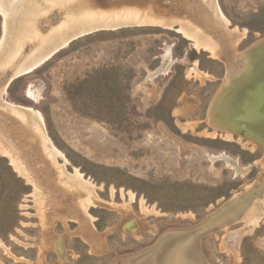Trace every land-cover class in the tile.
<instances>
[{"label":"rangeland","instance_id":"rangeland-1","mask_svg":"<svg viewBox=\"0 0 264 264\" xmlns=\"http://www.w3.org/2000/svg\"><path fill=\"white\" fill-rule=\"evenodd\" d=\"M132 2L85 4L102 11L134 8L149 17L147 22L82 34L8 86L34 44L23 45L13 69L0 70V129L10 144L32 161L35 171L53 175L55 167L64 166L73 176L77 170L101 200L79 214L72 202L71 212L44 213L36 207L33 186L0 150V264H158L155 254L164 241L187 233L195 244L185 256L194 264H264V218L251 234L243 233L245 217H255L254 203L264 193V149L216 132L209 117L228 74L241 70L248 50L264 41V0H218L230 22L221 33L199 18V0ZM64 13L53 9L47 20L43 13L44 29ZM181 18L206 30L219 44L221 57L197 48L180 31ZM236 28L246 32L245 38L231 34ZM2 37L0 9V41ZM30 89L38 92L37 101L28 95ZM6 104L39 112L49 148L63 156L46 154L41 136L33 140L26 127L4 112ZM238 165L250 171L237 173ZM44 180L43 187L55 189V182ZM59 190L57 196H69ZM235 199H242L244 210L225 220ZM223 211L200 237L189 232ZM238 238L239 259L233 252Z\"/></svg>","mask_w":264,"mask_h":264},{"label":"bare ground","instance_id":"bare-ground-1","mask_svg":"<svg viewBox=\"0 0 264 264\" xmlns=\"http://www.w3.org/2000/svg\"><path fill=\"white\" fill-rule=\"evenodd\" d=\"M126 1H127V4L133 3L132 2L133 0H126ZM86 2L87 0L86 1L85 0H0V9H1L2 16H3V37L0 41V70H3L5 68L13 69V67H11L13 64L12 62H14V60L17 59V57L20 55L23 45L26 43L34 44V48L31 51V53L14 68L12 76L8 80L6 86H8V84L14 78L31 72L33 69H35L36 67L41 65L43 62H45L49 57H51L58 49L66 46L70 41L74 40L76 37L82 36V34H87V33L92 32L93 30L100 29V28H103V29L104 28H114L115 29V28L121 27L123 25H128V24H142V23L147 22V20L149 19V17L144 15V13L136 11V9L133 10L134 8L129 9L128 7L126 8L121 7L122 9H120L119 7L118 8L110 7L112 9L109 8L110 10L102 11L103 9L102 10L92 9V7H94L92 6V4H91V7H88L87 5L88 3L85 4ZM199 2H200L198 6L199 18H201V20H203L210 29L212 28H213L212 30L215 29L214 31L216 32L221 33V31L222 32L227 31L230 22L227 20L222 10L220 9L218 0H199ZM70 5H74L76 7L72 8ZM188 5L189 3L187 4V6ZM41 7H44V8L46 7V8L45 10L44 9L42 10ZM188 7H186V9ZM53 9H58V11L60 10V12L62 11L63 13L65 11V13L63 14V17L61 16L62 19L60 20L58 18L60 21L59 22L57 21L58 23L56 22V24L54 25L50 24L51 21L48 19V21H50L48 22L49 27L47 29H44L46 28L44 27V25L46 26L47 22H43L44 20H42L43 18L42 14L44 13V15L46 16L45 18L47 20V14ZM133 13L135 15H133ZM153 15L154 14H152V16ZM156 15L157 14H155V16ZM179 20H180V27H181L180 31H182L188 38L194 40L197 48H200V47L204 48L206 50H209L214 57H218V56L221 57L222 52L221 50L220 51L218 50L219 44L212 38V36L209 33L206 32V30L202 31L201 29L196 27L191 21H187V19L181 18ZM178 22L179 21H177V23ZM167 25L172 26L171 24L169 25V22ZM231 34L237 35L239 40H242L246 36V32L242 33L237 28L233 30ZM229 42H232V40ZM251 53H252V50H249L248 53L245 55L246 57L243 60V66L241 70L236 69L237 71L235 73L228 74L226 81H225V87L223 86L224 88L222 91L224 90L231 91L232 88L235 87L234 85L239 82V80L245 79L246 75L250 72V68H251V64H250L251 63V56H250ZM228 60L229 62L230 61L233 62L230 58H228ZM259 68L257 67L256 68L257 70L255 72H257ZM254 78H255L254 74L250 75L249 78L245 79L244 85L249 84L252 80H257ZM221 92L219 93L217 99L215 100V102L216 101L217 102L215 103L213 101L214 103L212 104V107L210 108L209 117H210L211 123L213 124V128L215 129V131L218 130L220 132H224L226 137L230 139L233 138L234 135H237L240 137V140L245 139L248 143L255 144V145L258 144L261 147L262 145L264 146V122L261 124L260 128H257L255 131H253L250 129V127L252 124L251 122L254 121V118H251L248 116V118H251L252 121L250 122L247 119L246 135L236 134L235 132H233L234 130L240 129V125H238V122L244 121L242 120L241 116L245 114L242 111L247 110L246 104L244 103L245 102L244 98H247L246 90L240 89L234 92L233 95L228 99H222ZM28 95L36 101L39 98L38 92H34L31 89L28 90ZM3 110L8 115L15 117L16 120L23 127H26L27 129L26 131H28V133L31 132L30 135H32L33 140H35V136L36 137L41 136L42 141L40 143L43 149H46L45 150L46 154L49 153V155L53 156L54 159L57 155L61 157L63 156L53 146L49 148L48 145H50L49 144L50 142L48 138L45 136L43 117L41 116L39 112H36L33 109L19 107V106L10 105V104L7 105V107H5ZM227 118H230V120L232 121V123L229 125L226 124V122H224V119H227ZM221 124H225L227 128L218 126ZM8 137L9 135L4 133V128L2 130L0 129V150L2 151V153L10 157L11 163L13 164L15 170L20 175H22L28 181L29 184L33 186L34 188L33 196L35 198L36 207L40 211L45 213L47 210H49V212L51 210L52 216L55 217V215L58 214V211H60L62 214V213H66L68 211L71 212L72 210H74L76 214H79L80 211L82 212V210H85L86 212L89 207H94L100 204L99 202L101 200L95 192L94 185L91 184V182L89 181L83 180L82 175L76 169H75L76 170L75 175L73 176L67 173L64 166L55 167L57 169V172L56 173L54 172L55 175L54 174L50 175V173L48 174V172L46 171L43 173L35 171V167L34 166L32 167L30 165L32 164V161H30L29 159L28 161L25 158L24 154L19 153L16 150L15 146L10 144L11 140H9ZM211 160L213 161L215 159L211 158ZM225 160L229 164L232 163L231 162L232 160L230 159L225 158ZM233 164L235 165V163ZM55 165L56 164L54 161L53 166ZM38 166L40 168H43V165L41 164L40 165L38 164ZM234 167L236 168L237 173H240L242 175H244L247 171H250L248 168L240 169L239 165L238 167L237 166H234ZM43 177L44 179L46 178V180H51L55 182L54 183L55 189H53V187L51 188L50 186H48L49 188L47 189L46 187H43L42 185ZM46 180H44V182ZM59 189L65 192L67 191L66 193H68L69 196L67 197L66 195L65 198L63 196H57V192ZM50 190H54L52 194L54 196L52 197L53 199L48 201L49 197L47 195L49 194ZM61 190H59V192H62ZM242 199L240 200L237 199L238 201L235 199L236 201L232 204V206H230L228 210V214L225 217V220L234 219L236 218V216L238 217L239 215L242 214L241 212H243L244 210V209L242 210L243 208ZM257 201L258 202L255 201L256 203H254L255 212H256V214L254 215L255 217H245L246 219H244L246 220V226H247L246 229L243 230L244 234L245 233L251 234L255 226L258 225V223L264 218V193L261 194V196L259 197ZM49 202H51V204H49ZM56 202L60 203V205L58 204L59 205L58 207H55L57 205ZM71 202L73 203L72 210H71L72 206L70 207L69 205L71 204ZM250 203H252L251 198L249 199V204ZM62 207H63V211L59 210ZM142 208L144 211H147L146 206H144V201H142ZM246 208L247 207H245V209ZM240 210L242 211L240 212ZM72 216L73 215H71L70 217ZM85 232L86 231L82 232L81 234H85L88 239H90L93 242L94 241L97 242L92 232L90 231L89 232L87 231L86 233ZM236 234L238 233L236 232ZM239 234L237 236H239ZM191 235H192L191 233H187L181 236L175 235L173 236L175 239L171 243H168V239H166L164 241L162 249L158 252L159 254H155L159 260L158 264H194L191 262V260L188 257L185 256L187 252L185 250L187 248L189 249V247L192 248V244H195V242L194 243L192 242L193 241L192 239L190 240L188 239L189 236ZM196 237H198L197 234H195V239ZM240 241H241V238H238L236 240L237 246H235L234 248L232 247L236 258L238 259H239L238 247H239ZM59 244L60 242L57 243L58 249H60ZM167 244L168 246L169 244H172V245H170L169 249L166 250ZM193 252L192 254L198 255L197 252L195 253ZM147 257L148 256H146V259ZM149 258H151V256H149ZM199 261L202 262V260H199ZM143 264H157V263L146 262Z\"/></svg>","mask_w":264,"mask_h":264},{"label":"water","instance_id":"water-1","mask_svg":"<svg viewBox=\"0 0 264 264\" xmlns=\"http://www.w3.org/2000/svg\"><path fill=\"white\" fill-rule=\"evenodd\" d=\"M262 44H264V43H260L257 46L253 47L252 49H250V50H252V53L250 54V56H251V63H250L251 68H250V72L245 77V79H247V78H249L250 75L254 74V77H255L254 79H257V80H252L249 84L244 85L245 79H241V80H239V82L237 84L234 85L235 87H233L231 91H229V90H224L222 92H221V90L219 91V92H221L222 99L230 98L234 92H236L240 89L246 90V92H247V98H244L245 99L244 103L246 104L247 110L242 111L245 113L244 114L245 116L244 115L241 116L242 120H244V121L238 122V125H240V129L233 131L236 134L246 135V133H247L246 132V130H247V126H246L247 119L251 122L252 121L251 118H254V121L251 122L252 124L250 127V129L253 131H255L257 128H260L261 124L264 122V49H263L264 45H262ZM260 45H262V46H260ZM257 67L258 68L260 67V68L257 72H255L257 70L256 69ZM248 116L251 118H248ZM243 118H245V119H243ZM224 122H226V124H228V125L232 123L230 118L224 119ZM210 124L213 127V124L212 123H210ZM218 126L223 127V128H227V126L225 124H221ZM262 147L264 148L263 145H262ZM226 211H223L222 213H219L216 216L212 217L209 220V222H207V224H205L199 228H196L194 230H190L189 232H196L198 237L200 236L201 232H203V233L208 232V229H210V227L212 226V225H208V224H210V222H213V221H217L216 223H218V219L221 218ZM177 232H184V231H177Z\"/></svg>","mask_w":264,"mask_h":264}]
</instances>
